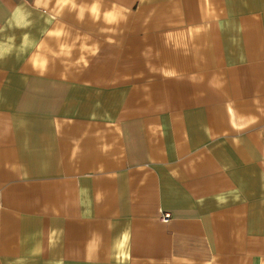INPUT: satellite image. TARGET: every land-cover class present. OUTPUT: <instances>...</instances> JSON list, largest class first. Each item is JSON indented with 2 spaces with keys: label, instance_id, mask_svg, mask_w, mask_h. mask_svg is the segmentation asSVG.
<instances>
[{
  "label": "crops",
  "instance_id": "obj_1",
  "mask_svg": "<svg viewBox=\"0 0 264 264\" xmlns=\"http://www.w3.org/2000/svg\"><path fill=\"white\" fill-rule=\"evenodd\" d=\"M74 4L0 0V264H264V0Z\"/></svg>",
  "mask_w": 264,
  "mask_h": 264
},
{
  "label": "clouds",
  "instance_id": "obj_2",
  "mask_svg": "<svg viewBox=\"0 0 264 264\" xmlns=\"http://www.w3.org/2000/svg\"><path fill=\"white\" fill-rule=\"evenodd\" d=\"M58 3H62V4H69V3H72L73 7H75V4H74V0H57ZM36 4L39 5L40 4V0H36ZM91 12L92 13H97L98 11V5L97 3H94L92 6H91ZM83 11L84 9L81 8L80 9V15H81V18H82V14H83ZM13 18L16 19L17 21V24L19 25L20 24V21L23 19L22 17V14H21V8L19 6L16 7L14 13H13ZM106 19L109 21V22H113L116 17L112 14V13H107L106 14ZM11 21H9V24L11 25ZM3 29H0V31H2ZM50 35H56V36H60L62 35V32L60 31H57L55 33H50ZM25 40H27V35H25ZM5 51L8 50L7 47H5L4 49Z\"/></svg>",
  "mask_w": 264,
  "mask_h": 264
},
{
  "label": "built area",
  "instance_id": "obj_3",
  "mask_svg": "<svg viewBox=\"0 0 264 264\" xmlns=\"http://www.w3.org/2000/svg\"><path fill=\"white\" fill-rule=\"evenodd\" d=\"M170 218H171V215L169 213H165L164 216H163V219L165 221H168Z\"/></svg>",
  "mask_w": 264,
  "mask_h": 264
}]
</instances>
